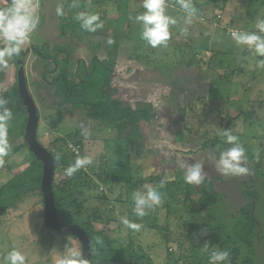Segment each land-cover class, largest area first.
<instances>
[{"label":"rangeland","instance_id":"374dc122","mask_svg":"<svg viewBox=\"0 0 264 264\" xmlns=\"http://www.w3.org/2000/svg\"><path fill=\"white\" fill-rule=\"evenodd\" d=\"M165 2L171 4V0ZM221 2L220 9L214 8L212 2L203 4L198 23L195 20L199 19L189 23L182 16L186 13L179 11V22L170 26L174 33L170 34L168 46L151 47V54L143 49L146 41L136 38L143 30L135 20L145 11L143 0H130L129 21L110 9L106 20L102 19L103 30L67 40L59 34L58 0L36 2L39 23L23 46L27 52L25 72L40 113L39 139L62 161L55 176L60 213L67 221L92 224L95 230L114 238V246L126 249L124 261L111 264H127V259L132 264H209L212 251L229 253L224 264H253L250 259L242 260L248 255L244 240L251 239L250 245L258 248L255 264H264V70L255 67L256 61L264 57L246 46H237L228 32L230 28L258 32L256 23L264 19V0H254L250 9L248 0ZM166 11L176 18L177 10L167 5ZM43 12L48 15L40 26ZM220 13L224 17L222 26L227 28L215 24ZM109 37L117 42L110 78L114 96L131 107L141 102L154 107L152 118L140 124L142 145L119 148L114 140L120 132L114 123H97L89 109L73 110L61 100L57 85L51 83L66 58L71 80L78 79V71L84 64L88 67L93 57L107 60L105 43ZM44 43L54 50L61 49L60 54L48 60L32 51ZM180 47L187 48L181 58L188 62L179 63ZM209 48L212 49L207 51ZM216 50L227 52L222 55L226 56L222 63L218 56L215 59ZM240 63L246 68L242 81L238 76L243 69L238 68ZM15 80L13 57L7 68L0 70V93ZM215 92L229 98L226 105H213L217 103L212 102ZM225 131L237 136L245 147L247 174L224 175L216 170L220 153L232 147L220 135ZM8 141L11 151L0 161V185L30 162L23 137L12 135ZM76 142L81 143L83 155L91 156L93 163L84 175L78 172V176L69 178L64 170L73 155L69 145ZM197 161L203 162L205 179L220 194L219 201L208 208L199 199L202 183L188 184L184 180L186 166ZM150 164L155 165L154 172L145 176L143 172ZM161 181L163 187H159ZM145 184L160 191L163 200L154 207L156 212L148 211L150 224H155L151 229L143 225L145 216L140 218L133 212L132 194L143 191ZM255 189L259 192L257 203L250 196ZM250 203L260 231L251 239V220L242 211ZM95 213L98 217L92 219ZM125 215L142 224V228H125L120 220ZM219 225L222 227L216 231ZM13 246L25 254L26 264H55L67 246L82 249L75 236L46 226L39 191L28 193L0 217V264H5L4 257Z\"/></svg>","mask_w":264,"mask_h":264},{"label":"trees","instance_id":"16d2710c","mask_svg":"<svg viewBox=\"0 0 264 264\" xmlns=\"http://www.w3.org/2000/svg\"><path fill=\"white\" fill-rule=\"evenodd\" d=\"M129 1L130 0H74V1H71L73 2V4L75 3L77 7H72L73 5L72 4L66 16L63 13L60 14L59 34L61 38H64L65 40H67L69 39L70 36L72 37L74 33L83 31V29L80 26L79 21L76 20V15L80 12L96 13V14H99L102 19L106 20V17H108L107 13H109L110 9H113V10L118 11L123 16L127 17L129 21L130 20V18H128ZM209 1L212 2V6L216 9H220V7H222L221 0H206L205 3H202V0H192V3L197 8V13L195 15L196 18L194 19H199V20H195L196 23L200 21L199 13L201 12V7H203L202 5L203 4L208 5L210 3ZM253 1L254 0H248L249 9L253 8V5H252ZM9 2L10 0L4 7H6L9 4ZM101 3L102 5L99 6V4ZM250 4L252 5V7H250ZM169 6L171 8H174L178 12L179 11L183 12V10L179 8L177 0H171V4H169ZM45 8H47V4L44 6V9ZM222 14L223 13H220V16L217 17L216 19L215 24L218 26L220 25L222 26V24H224L221 21V18L222 19L224 18L222 17ZM47 15H48L47 12L41 13L42 17L40 21V26L44 24V22L46 21ZM222 27L227 28L224 26ZM131 28H134L132 24H131ZM101 29L103 30V28ZM132 31L133 30H131V32ZM170 33L172 34L174 32L170 31ZM138 36L137 37L135 36V37L140 39L141 37L140 34ZM111 38L114 41L112 44H109L108 42L105 43V47L108 49V55H109L107 60L100 59L97 56L93 57L90 63L87 64L88 67L85 66V64L83 63L85 67L83 66L82 67L83 70L80 69L78 71V79L71 80L69 77L70 70L67 64L68 58H66L64 63L61 64L60 72L52 80L51 83L57 85V92L61 96V100L65 103L70 104L73 110H88L89 109L91 111L92 120L96 121L97 123L99 124L114 123L116 125V128L120 132L116 140H114L116 141V145L119 148H123L131 144L142 145L143 142H140V141L143 139V135L141 133L140 124H142L143 122H148L152 118L153 114L155 113L154 107L149 102L137 103L135 107H131L130 105L123 103L120 99H117L114 96L113 94L114 89L110 88L111 87L110 78H111L112 70L115 65V57L117 54V49H116L117 42H116V38L114 37H111ZM48 47L49 48L51 47V48L49 50H46L48 49ZM186 49L187 48H181V47L179 48V51H180L179 58H181L182 52H184ZM32 51L39 57L49 60L51 59V57L55 58L57 54H60L61 49H58V51L54 50V47H52V45L48 43H44L41 47L34 46L32 48ZM50 51L53 52L55 55H52ZM26 54L27 52L24 51L25 57H26ZM238 68L240 69V66H238ZM27 84H28V81H27ZM211 96L212 98L213 97L218 98V94L216 92L215 94H212ZM0 98H4L8 100L7 107L13 113V119L9 122L8 137L15 135V136H21L24 138V131H25L28 116H27L25 105L19 94L16 80L6 90L0 93ZM248 112L249 110H247V114H250ZM244 114L246 115V113ZM243 122H246V121L244 120ZM77 143L79 142H76L75 144ZM23 145L29 151L28 153H29L30 162L27 167H25L23 170L13 175V177L10 178L8 181L0 185V217L4 215L14 204L19 202L28 193L39 191V193L42 196V193H41V179H42V173H43L42 162L33 153L30 152L25 142V138H24ZM83 154L84 152H82V155ZM76 157L77 156L73 154L72 159L67 163V166L70 163L74 162ZM55 160H56V164L58 168L61 165L62 161L60 159L57 160L56 156H55ZM154 169H155V165L150 164L144 170L143 173L145 176H149L151 175L152 172H154ZM84 170L85 169L82 168L81 170L78 171L80 173L79 176L84 175ZM75 176H78V175L75 174L71 178ZM157 179H160V177L158 176ZM143 181L144 179H141L140 183L141 184L144 183ZM129 182H131L130 179H129ZM160 184L161 183L159 182V187H161ZM54 193L56 196L57 208L61 216L60 204H59V199L57 198L55 183H54ZM248 193L249 192H247V194ZM250 196L254 200V203L255 202L257 203L259 199V192L256 189L254 191L252 190V192L250 193ZM199 197H200L199 199H200L201 204H203L205 208H208L210 205L216 204L219 201L220 194L216 192V190L214 189L213 183L210 180L205 179L202 182L201 193ZM151 211L156 212V208L151 209ZM242 211L247 212L246 215L251 220V227H250V232H249V237L251 239V237H255L260 234V231L257 225L258 221L256 222V217L254 216V212L252 211L251 203L248 206H246V208L243 209ZM97 217L98 215L95 213L92 219H95ZM61 218L65 220L66 222H71V221H67L62 216ZM145 218L146 220H145V223H143V225L146 224L148 228L150 229L153 228L154 227L153 225L155 224H152V225L150 224L151 223V221H149L150 215H146ZM74 223H78L81 226H83L86 229L91 239L92 264H103V263L111 264L113 262L121 263L124 261V255L126 253V249L118 248L114 246V243H115L114 238H112L111 236H109L108 234L104 232L95 230L92 224H89V226H87L85 224L80 223L79 221H74ZM220 227L222 226L219 225V227L216 228V231H219ZM251 243H253L252 239L250 242L244 240L243 245L246 244L245 246H248L247 248L248 255L246 258L245 257L242 258V260L250 259L251 262L252 263L254 262L253 264H255L254 257L258 255V251L256 253V250L258 248L256 247L257 245L255 247L250 245ZM126 263L132 264V261L130 259H127ZM133 264H135V262Z\"/></svg>","mask_w":264,"mask_h":264},{"label":"clouds","instance_id":"9594fccd","mask_svg":"<svg viewBox=\"0 0 264 264\" xmlns=\"http://www.w3.org/2000/svg\"><path fill=\"white\" fill-rule=\"evenodd\" d=\"M178 6L187 14L188 22L191 17L197 13V8L192 0H177ZM142 14H137L135 20L142 25L141 37L152 48L158 46L167 47L170 38V26L176 25V18L167 14V5L165 0H143ZM72 7H77L74 3ZM62 14V10H57ZM82 29L95 32L103 28L104 23L99 14L81 12L76 15ZM39 16L37 6L34 0H10L9 4L0 9V70L8 67V62L13 57H20L24 44L30 40L32 33L37 28ZM258 32H249L245 30L230 29L231 39L237 46H246L247 49L254 51L259 57H264V19L256 23ZM187 31V29H184ZM112 44L114 41L110 37L107 41ZM255 67L264 70V58L255 63ZM8 100L0 98V161L11 151V145L8 141L9 122L13 119L12 111L7 107ZM87 134L86 131L84 133ZM226 138V143L232 147L220 153L216 161L215 168L224 175H243L247 174L249 169L246 166L247 157L245 147L239 142L238 137L230 132L220 133ZM60 159L59 156L56 157ZM93 163V158L89 155H77L74 162L65 168V175L69 178L74 176L82 168L86 169ZM184 180L188 184L199 185L205 180V171L203 162L197 161L188 164ZM164 181L160 186L163 187ZM144 190H136L132 194L134 201V215L144 217L148 211L155 206L162 204V193L151 185L145 184ZM121 223L127 229L139 231L142 224L133 222L127 215L120 217ZM229 253L227 251H212L209 257V264H224L228 261ZM5 264H26L25 254L13 246L4 257ZM55 264H90L78 246L66 247L63 255L60 256Z\"/></svg>","mask_w":264,"mask_h":264},{"label":"water","instance_id":"95a60500","mask_svg":"<svg viewBox=\"0 0 264 264\" xmlns=\"http://www.w3.org/2000/svg\"><path fill=\"white\" fill-rule=\"evenodd\" d=\"M16 82L19 94L27 112V123L24 131L25 142L30 150L43 165L41 179V193L43 197L44 215L46 226L60 234L72 235L82 244V250L92 264V242L86 229L78 223L66 222L59 214L54 193V183L57 170L55 156L39 139L40 113L37 103L27 84L25 72L24 50L20 57H15Z\"/></svg>","mask_w":264,"mask_h":264},{"label":"crops","instance_id":"0c3cea01","mask_svg":"<svg viewBox=\"0 0 264 264\" xmlns=\"http://www.w3.org/2000/svg\"><path fill=\"white\" fill-rule=\"evenodd\" d=\"M8 1L9 0H0V8H2V7H4L7 3H8ZM38 1L39 0H34V3L36 4V2H37V4H38ZM71 1H74V0H71ZM70 0H58V7L60 8V7H62L63 5V8H62V13L66 16L67 14H68V12H69V10H70V8H71V5L73 4V2H71ZM205 1L206 0H202V3H205ZM130 2V1H129ZM166 3V5H169L167 2H165ZM36 4V6H37V11H38V5ZM100 5H102V3L101 4H99V6ZM98 6V7H99ZM58 8V9H59ZM55 9H57V7H56V5H55ZM57 9V10H58ZM61 9V8H60ZM81 13V12H80ZM183 13V12H182ZM175 14H176V20L179 22V18H181L180 16H179V12H175ZM200 14V13H199ZM54 15V14H53ZM182 16L184 17V18H187V19H189L188 17H187V15L186 14H182ZM198 16V15H197ZM201 16H202V14H200V18H201ZM55 18H56V16H54ZM194 18H196L195 16H193ZM54 18V19H55ZM101 18V17H100ZM194 18H190V19H194ZM59 19H60V14H59ZM101 20H102V18H101ZM103 21V20H102ZM90 32L89 31H86V30H84L83 29V31H80V32H76V33H74L73 34V36H75V37H87L88 35H91V33L89 34ZM143 42V41H142ZM150 48H151V46L150 45H148L147 44V42L146 43H144L143 44V49L146 51V52H148V53H152V51L153 50H150ZM147 49V50H146ZM210 49H212V48H209V50H207V51H210ZM196 52V51H195ZM225 54H227V52H221V51H219V50H216V53H215V59H216V57L218 56L219 57V59H218V62L220 61V63H222L221 61H224L225 60V57L226 56H222V55H225ZM212 55V54H211ZM210 55V56H211ZM212 57V56H211ZM150 60V62L152 61V60H154V59H149ZM180 62H188V61H184L182 58H179V63ZM217 62V63H218ZM240 62H242V61H240ZM244 62V61H243ZM244 64H245V62H244ZM145 65H146V67L148 66V64L147 63H145ZM240 68L241 67H243L242 66V64L240 63ZM247 66H249V64H247ZM230 68V67H229ZM228 69V68H227ZM231 69V71H232V68H230ZM249 69H251V66H249ZM245 71H246V68L245 67H243V69H242V71L239 73V75L238 76H240V78H241V81L242 80H245V78H244V74H245ZM236 81H234L233 80V83H235ZM237 82H240V81H237ZM245 82V84H246V81H244ZM246 86V85H245ZM248 87V86H247ZM245 89V88H244ZM246 90H248V88L246 89ZM244 94H246V93H244ZM231 95V94H230ZM229 98H225L223 95L222 96H218V98H215L214 99V101H212V102H217L216 104H213L214 106H216V107H218L219 105L221 106L222 104H220V103H223V105L225 104L226 105V103H224L225 101H227ZM248 103H249V101H248ZM211 111V110H210ZM245 112V110L243 111V113Z\"/></svg>","mask_w":264,"mask_h":264},{"label":"built area","instance_id":"2783aa9c","mask_svg":"<svg viewBox=\"0 0 264 264\" xmlns=\"http://www.w3.org/2000/svg\"><path fill=\"white\" fill-rule=\"evenodd\" d=\"M219 16H220V14H218V17ZM232 30H236V29L232 28ZM229 33H230V31H229ZM69 147H70V152H72L75 156H77V155L81 156L82 155L83 147L80 144H70Z\"/></svg>","mask_w":264,"mask_h":264}]
</instances>
